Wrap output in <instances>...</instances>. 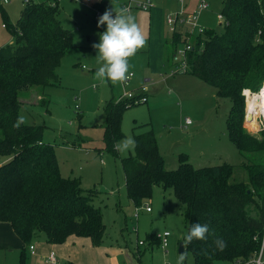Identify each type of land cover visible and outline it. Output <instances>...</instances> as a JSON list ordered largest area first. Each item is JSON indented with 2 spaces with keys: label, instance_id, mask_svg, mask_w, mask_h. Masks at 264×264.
I'll return each mask as SVG.
<instances>
[{
  "label": "trees",
  "instance_id": "obj_1",
  "mask_svg": "<svg viewBox=\"0 0 264 264\" xmlns=\"http://www.w3.org/2000/svg\"><path fill=\"white\" fill-rule=\"evenodd\" d=\"M58 12L57 1L31 0L11 24L0 9L2 24L13 39L0 47V223H8L24 244L19 264H26L25 250L39 235L51 245L75 236L99 247L105 233L102 215L91 205L92 196L82 191L78 181L61 176L53 147L41 141L43 126H14L23 104L20 94L57 82L56 68L73 47ZM220 14L221 33L203 31V38L184 29L171 33L166 61L173 70L177 52L190 45L183 73L212 87L216 98L229 101L227 136L244 159L248 182L231 181L230 165L194 168L184 155L176 169H167L150 129L135 132L133 128L134 152L121 159L127 197L135 207L150 200L153 187L160 186L180 203L186 235L191 225L208 224L207 239L193 240L184 249L194 264L249 261L259 249L264 228V132L257 139L241 128V92H256L264 81V0H224ZM117 99L112 97L103 106L107 151L124 137V111L146 102ZM217 238L227 243L223 251L216 247ZM147 239L157 243L155 234Z\"/></svg>",
  "mask_w": 264,
  "mask_h": 264
},
{
  "label": "rangeland",
  "instance_id": "obj_2",
  "mask_svg": "<svg viewBox=\"0 0 264 264\" xmlns=\"http://www.w3.org/2000/svg\"><path fill=\"white\" fill-rule=\"evenodd\" d=\"M49 1H57V19L72 35L73 47L56 68L57 82L20 94L23 104L19 116L25 118L23 124L43 126L41 141L53 147L61 176L78 181L82 191L92 196L91 205L99 209L105 226L103 244L124 251L121 264H176L179 245L187 231L180 203L170 191L164 192L160 186H154L151 199L135 207L127 197L121 165V159L133 154L134 150L121 152L117 144L129 137L133 139V128L135 132L150 129L167 169H176L179 156L184 155L194 168L230 165L233 167L231 181L247 183V172L242 165L244 159L227 136L230 103L227 99L216 98L215 94L214 97L211 93L207 95L208 91L215 93L207 84L187 74L169 71L171 63L164 59V45L171 43L173 37L168 32L166 18L181 10L178 0H153L155 4L150 10L131 11L130 15L147 37V44L129 61L134 75L126 85H113L94 78L99 65L97 50L92 47L106 29V25L97 27V20L93 18L94 4L104 5L102 11L112 7L119 10L125 0ZM209 1L208 10L199 15L198 25L203 31L221 33L222 25L217 15L224 0ZM186 2L190 5V0ZM8 3L5 5L0 0L9 22L15 24L24 3L23 0H8ZM185 12L191 11L185 9ZM0 35L7 39L8 33L0 31ZM177 57L179 62L180 56ZM263 87L264 81L256 92L244 89L249 92H245V97L243 90L241 92L244 101L241 128L257 139L264 132V118L257 111L247 121L246 109L252 96L260 93ZM124 92L143 93L147 100L124 111L121 122L124 137L107 151L103 147V106ZM186 118L192 126L185 128ZM146 205L151 208L150 213L145 212ZM135 209L138 210L137 222ZM164 230L170 233L165 250L147 239L148 235ZM138 241L144 245L138 246ZM185 252L188 256L184 264H194L191 253Z\"/></svg>",
  "mask_w": 264,
  "mask_h": 264
},
{
  "label": "clouds",
  "instance_id": "obj_3",
  "mask_svg": "<svg viewBox=\"0 0 264 264\" xmlns=\"http://www.w3.org/2000/svg\"><path fill=\"white\" fill-rule=\"evenodd\" d=\"M102 25H106V29L99 34V42L92 45L97 50L96 60L99 65L94 78L113 85L124 84L134 75L130 71L129 61L146 47L147 37L139 28L135 18L123 9L117 10L113 7L106 9L97 20V27ZM24 122L25 118L19 116L14 126L19 127ZM135 146V141L130 137L117 144L121 152L133 150ZM208 233V224L191 225L184 237L183 247L186 248L193 240H206ZM215 244L220 251L227 247L226 241L222 238H217ZM187 256L185 251L180 253L176 264H184Z\"/></svg>",
  "mask_w": 264,
  "mask_h": 264
},
{
  "label": "crops",
  "instance_id": "obj_4",
  "mask_svg": "<svg viewBox=\"0 0 264 264\" xmlns=\"http://www.w3.org/2000/svg\"><path fill=\"white\" fill-rule=\"evenodd\" d=\"M123 2H124L123 4H125L128 2V0H125ZM7 3H3V4L8 5L9 3L8 4ZM195 4H196V0H190V5H188L186 8L187 11L193 10L195 7ZM102 6L104 5L94 4L92 8L93 9L96 8L102 11L101 10ZM0 9H3L5 11L2 5H0ZM93 18H94V13H93ZM0 31L3 33L4 31H6L5 28L3 27V24L0 26ZM5 39H6L5 36L0 35V47H3L5 45H10L13 43V39L9 34L7 36V39L6 40ZM10 41L12 43H9ZM170 47H171V43L166 42L164 45V59L165 60H167L166 59L167 51ZM170 68L172 69L171 65L169 69ZM169 71L171 72V70ZM209 93H211V96L214 97V92L208 91L207 95H209ZM189 126H192V124ZM189 126H185V120H184V127L186 128ZM150 212H147V213H150ZM137 220H138V216L136 218V222ZM164 231H167V230H164ZM151 244H155V242L151 241ZM30 246L34 247V254L31 255L28 247L26 248L25 250L26 251L25 252V263L26 264H68V263H72V264H121L120 258L123 257V254H124V251L120 249L119 247H113L111 245H106V244H102L99 247H93L89 239L75 237V236L68 237L66 241L61 245H51L45 241L43 236L39 235L35 237L34 239H32ZM24 248L25 247H24L23 242L15 235V233L13 232L9 224L0 223V264H19V255H20V252ZM51 253H53L55 257V262L53 263L47 261V258ZM124 257H125V254H124Z\"/></svg>",
  "mask_w": 264,
  "mask_h": 264
},
{
  "label": "built area",
  "instance_id": "obj_5",
  "mask_svg": "<svg viewBox=\"0 0 264 264\" xmlns=\"http://www.w3.org/2000/svg\"><path fill=\"white\" fill-rule=\"evenodd\" d=\"M1 1L3 3L8 2V0H1ZM30 1L31 0H23V3H24V5H27L30 3ZM178 2L181 4V10L175 14L168 15L166 18V25L168 28V32L174 33V32H177V31L184 29L191 36H195V31H197L198 35L202 34L203 29L198 25L199 15L201 14V12L208 10V8L210 6V1L209 0H196L195 8L193 10H191V12H188L189 14L187 12H185V9L188 6L186 0H178ZM153 7H154L153 0H128L127 3L120 5V9L126 10L129 14L131 13L132 10L147 11ZM93 13H94V19L98 20V18L104 12L94 8ZM113 16H115V15H113ZM217 19L220 21V24H223L224 19H223L221 14L217 15ZM3 27H4V25H3ZM190 49H191V46L188 45V46L180 49L177 52L176 56L174 57V61H175L176 66L171 71V74H176L177 72L183 73L185 71V64H186L185 50L187 51ZM178 55L180 56L179 62H178V57H177ZM127 82L122 84V85H126ZM243 95H244V97L246 96L245 90H243ZM121 99H133L135 103H144L146 101L145 95L143 93H140V92L139 93H134V92L126 93V92H124L120 97H118L117 100H121ZM248 110H253L252 117L254 116V114L257 113L255 108L252 109V108L247 107L246 119L248 118ZM258 112L264 118V113L263 112L261 113L260 111H258ZM191 124H192L191 121L188 118H186L185 119V126H189ZM150 211H151V208L146 205L145 206V212H150ZM137 216H138V210L135 209L134 217L137 218ZM134 230L137 232V228H135ZM169 237H170V233L168 231H163L161 233L155 234V239H156L158 245L161 247V249L165 250L168 247ZM143 244H144V242H142V241L138 242L139 246H141ZM28 249H29V252L31 253V255L34 254V247L33 246H29ZM47 261L51 262V263L55 262V257H54L53 253H51L48 256ZM243 264H264V228H263V232L261 234L260 246H259L258 251L255 252L253 257L249 261H247Z\"/></svg>",
  "mask_w": 264,
  "mask_h": 264
},
{
  "label": "bare ground",
  "instance_id": "obj_6",
  "mask_svg": "<svg viewBox=\"0 0 264 264\" xmlns=\"http://www.w3.org/2000/svg\"><path fill=\"white\" fill-rule=\"evenodd\" d=\"M245 92L248 91L246 90ZM248 107L252 109L255 108L256 111H260L261 113L262 112L264 113V87L260 93L252 96V99L250 100Z\"/></svg>",
  "mask_w": 264,
  "mask_h": 264
},
{
  "label": "water",
  "instance_id": "obj_7",
  "mask_svg": "<svg viewBox=\"0 0 264 264\" xmlns=\"http://www.w3.org/2000/svg\"><path fill=\"white\" fill-rule=\"evenodd\" d=\"M253 110H248V118L247 121H249L252 117ZM184 251L183 243H180L179 245V253H182Z\"/></svg>",
  "mask_w": 264,
  "mask_h": 264
}]
</instances>
